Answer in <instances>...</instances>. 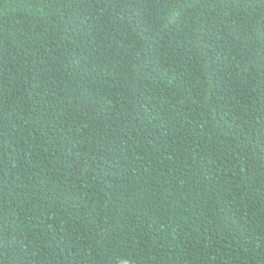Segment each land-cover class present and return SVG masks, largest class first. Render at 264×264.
Here are the masks:
<instances>
[{
    "label": "trees",
    "instance_id": "16d2710c",
    "mask_svg": "<svg viewBox=\"0 0 264 264\" xmlns=\"http://www.w3.org/2000/svg\"><path fill=\"white\" fill-rule=\"evenodd\" d=\"M0 264H264V0H0Z\"/></svg>",
    "mask_w": 264,
    "mask_h": 264
}]
</instances>
